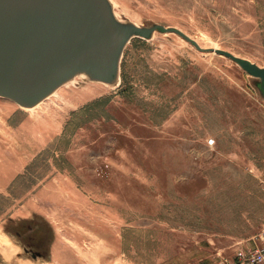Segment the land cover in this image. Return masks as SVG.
Instances as JSON below:
<instances>
[{"label":"rangeland","instance_id":"obj_1","mask_svg":"<svg viewBox=\"0 0 264 264\" xmlns=\"http://www.w3.org/2000/svg\"><path fill=\"white\" fill-rule=\"evenodd\" d=\"M109 1L264 67V0ZM263 244L264 100L231 60L155 32L116 86L0 98V264H246Z\"/></svg>","mask_w":264,"mask_h":264},{"label":"water","instance_id":"obj_2","mask_svg":"<svg viewBox=\"0 0 264 264\" xmlns=\"http://www.w3.org/2000/svg\"><path fill=\"white\" fill-rule=\"evenodd\" d=\"M155 32L175 34L197 51L231 60L264 100V67L223 49L203 48L175 27L119 20L109 0H0V98L32 109L77 76L116 86L127 44Z\"/></svg>","mask_w":264,"mask_h":264},{"label":"built area","instance_id":"obj_3","mask_svg":"<svg viewBox=\"0 0 264 264\" xmlns=\"http://www.w3.org/2000/svg\"><path fill=\"white\" fill-rule=\"evenodd\" d=\"M238 255L247 260L246 264H264V244L253 250H248L247 254L239 252Z\"/></svg>","mask_w":264,"mask_h":264},{"label":"trees","instance_id":"obj_4","mask_svg":"<svg viewBox=\"0 0 264 264\" xmlns=\"http://www.w3.org/2000/svg\"><path fill=\"white\" fill-rule=\"evenodd\" d=\"M38 254V253H37ZM38 256H39V254H38Z\"/></svg>","mask_w":264,"mask_h":264}]
</instances>
